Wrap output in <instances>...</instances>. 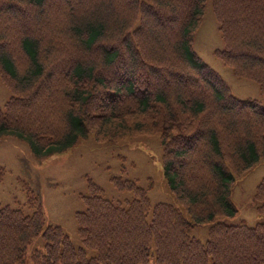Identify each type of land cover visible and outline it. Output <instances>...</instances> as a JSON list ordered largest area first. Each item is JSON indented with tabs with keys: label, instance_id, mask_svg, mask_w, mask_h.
<instances>
[{
	"label": "trees",
	"instance_id": "16d2710c",
	"mask_svg": "<svg viewBox=\"0 0 264 264\" xmlns=\"http://www.w3.org/2000/svg\"><path fill=\"white\" fill-rule=\"evenodd\" d=\"M206 2L0 0V79L11 92L0 138L42 159L90 135L158 134L166 183L186 212L163 202L151 210L135 180L111 176L134 195L116 201L88 178L79 247L30 198V214L0 207V264H264V220L214 223L237 213L235 179L264 158V104L232 94L194 50ZM211 3L223 41L215 56L264 96V0ZM254 199L264 215V177ZM206 223V241L190 235ZM39 236L44 250L29 255Z\"/></svg>",
	"mask_w": 264,
	"mask_h": 264
},
{
	"label": "rangeland",
	"instance_id": "374dc122",
	"mask_svg": "<svg viewBox=\"0 0 264 264\" xmlns=\"http://www.w3.org/2000/svg\"><path fill=\"white\" fill-rule=\"evenodd\" d=\"M193 48L197 54L226 81L232 94L240 99L256 98L264 104V96L257 82L238 77L233 69L216 57L214 50L223 48L218 23L211 0H207L202 23L196 31ZM11 96L10 90L0 79V105ZM111 176L135 180L145 188L151 210L158 203H170L186 212L170 191L161 164V143L158 134L138 136L119 141H96L93 135L80 139L74 147L38 159L29 145L13 136L0 138V207L9 204L30 214L34 204H42L47 224L61 226L76 247L81 245L77 235L75 212L84 210L81 194L88 188V178L102 187L104 197L112 200H129L132 191L117 189ZM264 177V158L254 167L239 175L232 188L231 199L237 207L234 216L217 217L216 222L255 225L264 220L257 211L254 199L256 185ZM148 213V218L152 212ZM206 223L191 228L190 235L206 241L209 227ZM45 242L36 237L28 246V254L43 251ZM30 264V261L27 262ZM150 264L154 263L151 257Z\"/></svg>",
	"mask_w": 264,
	"mask_h": 264
}]
</instances>
